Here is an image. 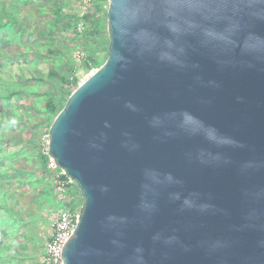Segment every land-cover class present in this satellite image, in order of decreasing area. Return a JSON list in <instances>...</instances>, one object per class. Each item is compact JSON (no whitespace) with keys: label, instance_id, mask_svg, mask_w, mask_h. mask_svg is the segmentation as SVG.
Masks as SVG:
<instances>
[{"label":"water","instance_id":"water-1","mask_svg":"<svg viewBox=\"0 0 264 264\" xmlns=\"http://www.w3.org/2000/svg\"><path fill=\"white\" fill-rule=\"evenodd\" d=\"M107 15V59L49 128L82 196L64 264H264V0Z\"/></svg>","mask_w":264,"mask_h":264},{"label":"rangeland","instance_id":"rangeland-1","mask_svg":"<svg viewBox=\"0 0 264 264\" xmlns=\"http://www.w3.org/2000/svg\"><path fill=\"white\" fill-rule=\"evenodd\" d=\"M8 1L20 26L12 23L0 30V201L9 209L0 210V264H42L60 206L54 193L50 198L39 192L40 178L48 180V173L36 162L54 120L46 109L47 96L60 95L63 85L51 73L72 82L62 97L66 102L74 83L99 68L88 70L90 52L105 62L108 17L85 16L100 2L107 12L109 0ZM93 27L106 45L99 44Z\"/></svg>","mask_w":264,"mask_h":264},{"label":"built area","instance_id":"built-area-1","mask_svg":"<svg viewBox=\"0 0 264 264\" xmlns=\"http://www.w3.org/2000/svg\"><path fill=\"white\" fill-rule=\"evenodd\" d=\"M94 1V0H93ZM42 154L47 157L46 170L60 206L52 223V233L46 251L42 258L43 264H64L63 252L65 245L76 231L80 216L82 201L76 207H69L67 203L73 195L76 183L66 174L49 154V133Z\"/></svg>","mask_w":264,"mask_h":264},{"label":"trees","instance_id":"trees-1","mask_svg":"<svg viewBox=\"0 0 264 264\" xmlns=\"http://www.w3.org/2000/svg\"><path fill=\"white\" fill-rule=\"evenodd\" d=\"M13 7V6H12ZM9 4L8 0H0V30L4 29L7 25L9 24H18L20 26V24L18 23V21L20 22L19 19H17V16H13L14 14H18V12H14V13H9L10 8H12ZM18 7H16L17 9ZM2 11H5V14L1 15ZM19 11V8L16 10ZM100 15L106 16L107 12L104 11L103 6H102V2L100 3H96L93 7V10L91 13L86 14L85 18L86 19H91L92 17H98ZM93 35L95 38H97L99 40V44L100 45H106L107 40L104 38V35L100 33L98 27H93ZM108 44H109V40H108ZM108 50V49H106ZM107 58V57H106ZM89 61L91 62L90 67L88 66V70H91L93 67H100L102 63H100V61L97 59V57L95 56V54L93 52H90L89 54ZM104 64V63H103ZM102 64V65H103ZM93 66V67H92ZM52 76H54L55 78H58L62 81L63 85L60 89V95L54 96V95H48L47 97V101H46V109L48 111V113L54 118L56 117V115L65 107L68 99L66 102H64V100H62V97L66 96V91L69 88L70 84L72 82H70V80L68 78H66L65 76H60L58 75L55 71H52ZM75 89L79 86V82H75ZM74 89V90H75ZM20 92H15L14 95H19ZM72 94V93H71ZM70 94V95H71ZM69 95V96H70ZM52 124V123H51ZM42 157V161L46 162L47 161V157L45 155H41ZM1 191V189H0ZM82 201V196L81 193L76 185L75 191L73 192V195L71 197V199L69 200V202L67 203V206L73 208L76 207L80 202ZM0 210H9L8 207L6 206V203L1 202L0 201ZM43 264V263H42Z\"/></svg>","mask_w":264,"mask_h":264},{"label":"crops","instance_id":"crops-1","mask_svg":"<svg viewBox=\"0 0 264 264\" xmlns=\"http://www.w3.org/2000/svg\"><path fill=\"white\" fill-rule=\"evenodd\" d=\"M42 156H41V154H39V155H37V157H36V162H37V164H40V165H42V166H45V170L44 171H47L46 170V162H44V161H42V158H41ZM37 167H38V165H37ZM40 168V166L37 168V169H39ZM43 171V172H44ZM47 174V172H45V175ZM47 177H48V180H44V177L43 178H40V179H43L42 181H41V183L42 182H44L45 181V187H44V185H42L41 183H40V186H39V192H44L45 191V193L46 194H49V195H51L50 196V198L52 197V194H53V190H52V187H51V183H50V179H49V176L47 175ZM39 179V180H40ZM47 186H49V187H47ZM44 188H45V190H44ZM47 188H49V190H46ZM75 188H76V186H74L73 187V191L75 190ZM49 197H45V198H43V199H45V200H47ZM51 232H52V229H51Z\"/></svg>","mask_w":264,"mask_h":264},{"label":"clouds","instance_id":"clouds-1","mask_svg":"<svg viewBox=\"0 0 264 264\" xmlns=\"http://www.w3.org/2000/svg\"><path fill=\"white\" fill-rule=\"evenodd\" d=\"M13 123H15V121H13Z\"/></svg>","mask_w":264,"mask_h":264}]
</instances>
